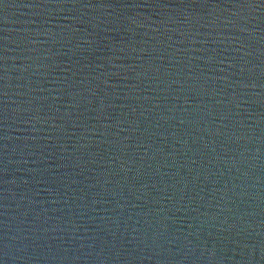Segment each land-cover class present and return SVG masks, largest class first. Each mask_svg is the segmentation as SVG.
Segmentation results:
<instances>
[{"label": "water", "instance_id": "water-1", "mask_svg": "<svg viewBox=\"0 0 264 264\" xmlns=\"http://www.w3.org/2000/svg\"><path fill=\"white\" fill-rule=\"evenodd\" d=\"M0 264H264V0H0Z\"/></svg>", "mask_w": 264, "mask_h": 264}]
</instances>
